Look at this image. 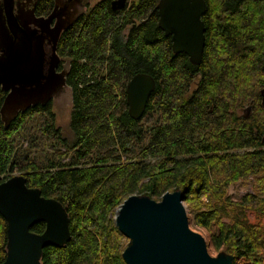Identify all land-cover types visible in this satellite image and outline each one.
<instances>
[{"label": "trees", "instance_id": "1", "mask_svg": "<svg viewBox=\"0 0 264 264\" xmlns=\"http://www.w3.org/2000/svg\"><path fill=\"white\" fill-rule=\"evenodd\" d=\"M111 1L102 0L58 45L71 61V137L55 128L49 105L18 114L8 128L0 123V175L17 172L28 188L67 207L71 238L63 249H43L41 264H124L113 216L136 191L156 201L180 191L196 226L216 225L215 249L224 246L245 264H264V226L222 223L210 205L233 184L253 178L256 192L239 205L264 213V150H246L264 134V0H205L198 66L172 53L157 25L158 0L131 2L120 11ZM139 73L156 85L135 121L125 90ZM4 97L0 91V106ZM246 107L251 113L241 118ZM30 230L40 234L44 224ZM5 244L0 216V264Z\"/></svg>", "mask_w": 264, "mask_h": 264}, {"label": "water", "instance_id": "2", "mask_svg": "<svg viewBox=\"0 0 264 264\" xmlns=\"http://www.w3.org/2000/svg\"><path fill=\"white\" fill-rule=\"evenodd\" d=\"M126 2L113 0L111 9L123 10ZM156 10L158 28L171 37L173 54H184L192 65L198 66L205 47L201 20L207 10L205 0H158ZM55 14L56 10L47 18L32 20V28L28 21L21 20L17 25L14 19L11 26L17 43L0 19V91L6 94L0 120L5 128L18 114L43 107L49 101L54 108L72 103V89L66 84L69 70L56 71L57 44L71 19L67 15L51 27ZM155 85L154 79L144 73L129 80L125 95L131 119H142ZM261 94L264 100V91ZM117 211L114 225L128 240L121 254L124 264L235 262L234 256L225 252L216 257L208 254L202 236L188 227L184 194L180 191L165 192L159 201L131 195ZM0 216L6 223V254L1 264H41L43 249L50 246L63 249L71 238L67 207L56 199L43 197L39 189L28 188L23 176L5 181L0 176ZM38 223L44 224L40 234L30 230Z\"/></svg>", "mask_w": 264, "mask_h": 264}, {"label": "flooded vegetation", "instance_id": "3", "mask_svg": "<svg viewBox=\"0 0 264 264\" xmlns=\"http://www.w3.org/2000/svg\"><path fill=\"white\" fill-rule=\"evenodd\" d=\"M3 1L4 0H0V19L5 21L4 24H7V26H8L7 16H6L5 10L3 9ZM101 1L102 0H9V2L6 5V8H7V11H8V15L10 17L9 20H11L10 24H12L14 19L16 20V24L17 25L20 23L21 20H24V21H28L29 26L31 28L33 27L32 20L47 18L54 10H56V14H55L56 18H53V20L51 22V25H50L51 27L54 26V24L56 23L57 20L65 19L67 15L70 16L69 17V20L71 19V21L69 22L70 25L64 31L61 32V35H60V38H59V41H58V44H57V49H56V53L59 56V63H58V67H57L56 71L57 72H61L63 70H65V71L69 70L68 71V75H69V72H70V69H71V65H70L71 61H70V59L68 57L59 55L58 45H59L60 39H61V37L63 36L64 33H66L70 28L74 27V25L82 17H84L86 14H89L90 11L95 6H97ZM126 4H127V2H126ZM110 7H111V3H110ZM201 20H202V18H201ZM202 22H203V20H202ZM204 27H205V25H204ZM166 37H169L170 41H171V37L170 36H166ZM68 75H67V77H68ZM67 77H66V80H67ZM263 91L264 90H262V92ZM261 96H262V100H263V95L261 94ZM263 103H264V100H263ZM67 104L68 103H64L60 108H58L56 110L54 109V107L52 105V101H49L45 105V106H47V105L50 106V108L52 110V114H53L52 123L54 124L55 128L58 129V130H61V129L59 128V126L56 123L57 122V118H58V115H57L56 111H58L59 109H62L64 111L69 106H70V113H69V116H68V118H69V121H68V127L69 128L68 129L70 130V119H71L70 117H71L72 103L69 104V105H67ZM247 108L248 107L242 108V109L239 110L241 118L249 117V115L251 113V109H247ZM209 113H211V109H210ZM0 123L2 124L1 120H0ZM255 139H257V137ZM259 139H260L259 143H253L255 145V147H249L246 150H251V149H254V148H261V149L264 150V134H262ZM19 176H21V175H19ZM11 177H14V175H11L7 179H9ZM7 179L2 177V181H5Z\"/></svg>", "mask_w": 264, "mask_h": 264}, {"label": "rangeland", "instance_id": "4", "mask_svg": "<svg viewBox=\"0 0 264 264\" xmlns=\"http://www.w3.org/2000/svg\"><path fill=\"white\" fill-rule=\"evenodd\" d=\"M138 0H127V4H130L131 2H135ZM127 34V30L122 32V35L125 36ZM69 105V104H67ZM55 110L58 108H54ZM58 118H57V125L61 129V132L63 136L66 139H69L71 137V132L68 129V121H69V113H70V106L67 107L64 111L62 109H59L56 111ZM17 143L19 142V145L23 147H27L28 142L25 139L18 138ZM67 161V160H66ZM10 175L19 176V174L13 173ZM257 189V184H255L254 179L250 178L247 181H238L237 183L230 186L226 192L223 198L216 199L212 198L210 200V205L212 209H214L218 213V219L222 223L226 224H232L235 222L242 223L244 225H261L264 226V213L261 211H254V210H248L244 209L243 206H240L239 203H241V200L246 195L254 194ZM172 192V191H169ZM133 195L137 196H144L145 192L136 191ZM204 203L208 201L206 197H203L202 199ZM186 213H187V219H188V227L190 230L198 233L202 236V238L205 241L207 252L211 257H216L219 253L225 252L226 248L224 246H221L219 249H215L212 243L211 237L213 235H216L217 233V227L215 224L211 226L210 229H204L201 227H198L194 224L193 221V214L189 213L186 205L184 204ZM118 210V209H117ZM115 211L114 217L118 211ZM128 240L123 237V250L127 246ZM246 261L242 258L235 259L234 264H245Z\"/></svg>", "mask_w": 264, "mask_h": 264}, {"label": "bare ground", "instance_id": "5", "mask_svg": "<svg viewBox=\"0 0 264 264\" xmlns=\"http://www.w3.org/2000/svg\"><path fill=\"white\" fill-rule=\"evenodd\" d=\"M7 0H4L3 1V9L5 10V13H6V16H7V23H8V27H9V30L11 31V33L16 37V35L13 33L12 31V26L10 24V20H9V15H8V11H7V8H6V5H7ZM16 43H17V37H16ZM23 54H25L27 56V53L23 51ZM23 56V59H24V55ZM26 58V57H25Z\"/></svg>", "mask_w": 264, "mask_h": 264}]
</instances>
